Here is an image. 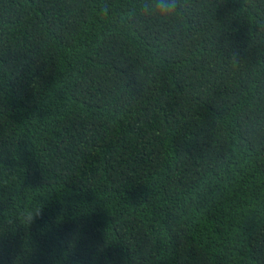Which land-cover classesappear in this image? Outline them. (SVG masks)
<instances>
[{"label":"trees","instance_id":"16d2710c","mask_svg":"<svg viewBox=\"0 0 264 264\" xmlns=\"http://www.w3.org/2000/svg\"><path fill=\"white\" fill-rule=\"evenodd\" d=\"M153 3L0 0V264H264V0Z\"/></svg>","mask_w":264,"mask_h":264},{"label":"clouds","instance_id":"9594fccd","mask_svg":"<svg viewBox=\"0 0 264 264\" xmlns=\"http://www.w3.org/2000/svg\"><path fill=\"white\" fill-rule=\"evenodd\" d=\"M148 10L161 17H168L174 14L176 10V3L175 0H154V3ZM37 215H40V213L38 212ZM27 219L29 222H32L35 217L29 214Z\"/></svg>","mask_w":264,"mask_h":264}]
</instances>
